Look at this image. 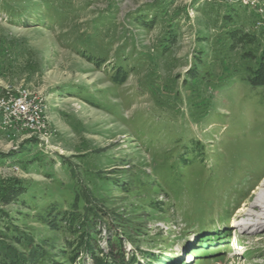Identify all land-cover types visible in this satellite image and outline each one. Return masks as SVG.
Returning <instances> with one entry per match:
<instances>
[{
  "label": "rangeland",
  "instance_id": "obj_1",
  "mask_svg": "<svg viewBox=\"0 0 264 264\" xmlns=\"http://www.w3.org/2000/svg\"><path fill=\"white\" fill-rule=\"evenodd\" d=\"M262 9L0 0V264H264Z\"/></svg>",
  "mask_w": 264,
  "mask_h": 264
},
{
  "label": "built area",
  "instance_id": "obj_2",
  "mask_svg": "<svg viewBox=\"0 0 264 264\" xmlns=\"http://www.w3.org/2000/svg\"><path fill=\"white\" fill-rule=\"evenodd\" d=\"M261 11L260 26L264 25V9ZM0 115L5 126L16 133L36 132L45 127L44 103L26 89L0 98Z\"/></svg>",
  "mask_w": 264,
  "mask_h": 264
},
{
  "label": "bare ground",
  "instance_id": "obj_3",
  "mask_svg": "<svg viewBox=\"0 0 264 264\" xmlns=\"http://www.w3.org/2000/svg\"><path fill=\"white\" fill-rule=\"evenodd\" d=\"M262 186H264V183H263ZM250 205H251L252 207H255V208L258 207V205H259L258 200L255 201V202H253V203H250L249 205H247V208H244V209L240 208L239 212H240L242 215H244V214H249V215H251V216H255V217H257L258 219H257V220H254V219H245V220L241 221V223H240V222H237V223H235V224H241L240 226H245V225H247V224H250L251 227L262 226V225H264V218H263L262 216H258V215L256 216V215H254V214L252 213V211L249 210Z\"/></svg>",
  "mask_w": 264,
  "mask_h": 264
},
{
  "label": "trees",
  "instance_id": "obj_4",
  "mask_svg": "<svg viewBox=\"0 0 264 264\" xmlns=\"http://www.w3.org/2000/svg\"><path fill=\"white\" fill-rule=\"evenodd\" d=\"M258 75H259V76H258L259 78L257 79L258 82L260 81V84H264V66L262 67L261 70H259ZM40 254H41V253H40ZM34 256H35V257H34ZM34 256H33V258H37L36 255H34Z\"/></svg>",
  "mask_w": 264,
  "mask_h": 264
}]
</instances>
